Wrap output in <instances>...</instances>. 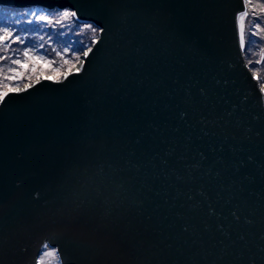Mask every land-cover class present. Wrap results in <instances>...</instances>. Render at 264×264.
I'll return each instance as SVG.
<instances>
[{"label":"water","instance_id":"95a60500","mask_svg":"<svg viewBox=\"0 0 264 264\" xmlns=\"http://www.w3.org/2000/svg\"><path fill=\"white\" fill-rule=\"evenodd\" d=\"M243 12L80 0L79 22L105 29L82 71L0 111V264H38L45 247L59 264H264V113Z\"/></svg>","mask_w":264,"mask_h":264},{"label":"rangeland","instance_id":"374dc122","mask_svg":"<svg viewBox=\"0 0 264 264\" xmlns=\"http://www.w3.org/2000/svg\"><path fill=\"white\" fill-rule=\"evenodd\" d=\"M264 4V0H251V4L245 7V12L248 15L243 20L244 26V34H245V48L243 49V54L245 57L246 54V63L251 72L255 73V79L257 80L258 84L264 83V12L260 10L259 7H256L253 10V6ZM37 11L38 14L47 15L50 19L55 21L58 19V13L62 11H49V12H42L39 8H33L30 10L25 11H16V10H7L0 7V27L7 26L10 31L14 34H20L22 36L27 37L31 41H35L37 45L43 44L44 48L39 49L37 51L42 53H50L51 59L55 60V64L53 67L61 69L62 74L56 75V77L50 78L53 80H59L64 74L69 72V68L71 65L64 64V60L68 59L75 62V56L80 54V50L86 51L92 44L94 40L98 37V32L93 33L92 30L87 27V25H92L89 23H79L74 20H67L64 21L60 25H53L45 26L42 22L36 21L35 17L32 16H25L26 12ZM254 17H258L262 23L261 27L257 29L254 23ZM32 20L33 23L29 24L28 21ZM241 20L239 23V31H240ZM94 26V25H93ZM39 28L40 31H26L28 29ZM51 32V39H49L48 33ZM255 33V35H252ZM43 35L44 40L40 41L39 36ZM13 49L18 50L17 45H12ZM51 49H55L62 53V56L57 57L56 52L52 51ZM247 52V53H246ZM0 54H3L0 51ZM21 59L23 57L21 56ZM249 60L251 63H249ZM261 61L257 63V61ZM8 61H4L3 64H8ZM77 64V63H76ZM13 67H16L13 65ZM40 69H42L45 73L51 77L52 73L51 70L48 68L47 65H39ZM74 67L71 68V70ZM4 75H11V73H7L6 68L3 72H0V91L4 90L5 85H9L12 87H24L25 84H31L33 81L37 80V76L39 79L43 76L39 75V72L33 74L31 71L25 72L24 77L22 79L16 80H4ZM29 77H32L29 80ZM52 252L55 253L54 257H49L46 253ZM59 264L57 254L53 248L45 247L42 253L39 255L38 264Z\"/></svg>","mask_w":264,"mask_h":264},{"label":"snow or ice","instance_id":"6c2138e0","mask_svg":"<svg viewBox=\"0 0 264 264\" xmlns=\"http://www.w3.org/2000/svg\"><path fill=\"white\" fill-rule=\"evenodd\" d=\"M34 6L37 8H51L54 12L57 9L63 8L62 12L58 13V19L53 21L49 18L47 15L38 14L37 11L32 12H26L24 15L35 17L36 21L42 22L45 26H51L53 23L56 25L62 24L64 21L67 20H74L79 21V6H80V0H33ZM249 4H251V0H244V6L247 7ZM256 7H259L262 12H264V4L261 5H255L253 6V10H255ZM75 9V10H73ZM248 15L247 12H243L240 16L241 25H240V31H239V40H238V46L243 51L245 48L246 42H245V34H244V26H243V20ZM29 24H32L33 21L29 20ZM254 23L255 27L259 29L261 27L262 21L258 17H254ZM93 33L100 32L104 33L105 29L103 28H97L93 25H87ZM26 31H40L39 28L34 29H28ZM49 39H51V32L48 33ZM252 35H255V33H252ZM39 40L43 41L44 36L40 35ZM99 43V41H93V44ZM17 45V49H13L12 45ZM37 48L43 49L44 45L39 44L35 41L29 40L27 37L22 36L20 34H14L12 31L9 30L7 26L0 27V51L3 52V54H0V72H3L6 68L7 73H11V75H4V80H16V79H22L24 77L25 72L31 71L33 74H36L39 72L40 76H43L44 79H50L55 78L56 75L62 74L61 69L53 67L55 64V60L49 58L50 53H42L37 51ZM52 51L56 52V56L60 57L62 56V53L59 51H56L55 49H51ZM93 49L91 47L88 48L87 51L80 50V54L75 56V62L81 64V68H77L76 72L79 74L82 71L84 61L87 60L90 53H92ZM21 56L23 59H21ZM81 56L84 57V61L81 60ZM4 61H8V64H3ZM261 61H257V63H260ZM76 63H73L72 61L65 59L64 64H69L71 67L69 68V74L71 73V68L76 67ZM249 63L251 61L249 60ZM16 66V67H13ZM39 65H47L48 68L51 70L52 76L50 77L48 73H45L42 69H40ZM255 75V73H254ZM32 77H29V80H31ZM64 79L67 80L68 76L64 75ZM37 83H39V76H37ZM31 87V84H25L24 88L21 89L20 87H12L9 85L4 86V90L0 91V111H3L4 108L8 107L11 103L14 102L15 96H12L11 99H9L10 94H19L22 91L27 90ZM201 94L205 95L206 93L201 90ZM259 99H260V105H261V112L264 113V83H261L259 85ZM247 102V98H245L244 103ZM239 106H237L238 108ZM180 120L182 122H187V112H181L180 113ZM198 123L205 124L206 121L204 118H201ZM201 132L203 135L207 136L208 133L201 129ZM223 151V149H220ZM203 155V154H201ZM219 175V173H217ZM202 196H206L205 193H201ZM189 199H192L191 196H189ZM206 203L208 208V215L209 216H216L217 213L215 212V209L213 208L212 204L208 202L206 197ZM233 217L237 222H239L240 217L236 215L235 212L232 213ZM247 223H251V221H247ZM218 231L221 232L222 235H227L228 239H230V234L224 233L223 225H218ZM187 227L184 228V231H187ZM243 239V237H241ZM49 257H54L55 253L48 252L46 253ZM41 264H43V261H41Z\"/></svg>","mask_w":264,"mask_h":264},{"label":"trees","instance_id":"16d2710c","mask_svg":"<svg viewBox=\"0 0 264 264\" xmlns=\"http://www.w3.org/2000/svg\"><path fill=\"white\" fill-rule=\"evenodd\" d=\"M0 7H1V6H0ZM1 8L7 9V10L25 11V10H30V9L37 8V7L28 8V9H25V10L11 9V8H5V7H1ZM40 10H41L42 12L53 11V10H46V9H44L43 7H41ZM57 11H62V10H57ZM78 22H79V21H78ZM79 23H81V22H79ZM243 52H244V51H243ZM246 53H247V52H246ZM244 58L246 59V54H245V57H244ZM245 61H246V60H245ZM246 64H247V63H246Z\"/></svg>","mask_w":264,"mask_h":264},{"label":"bare ground","instance_id":"6f19581e","mask_svg":"<svg viewBox=\"0 0 264 264\" xmlns=\"http://www.w3.org/2000/svg\"><path fill=\"white\" fill-rule=\"evenodd\" d=\"M81 60H82V58H81ZM82 61H83V60H82ZM78 66L80 67L81 64H80V63H77V64H76V67H74V69L76 70V69L78 68Z\"/></svg>","mask_w":264,"mask_h":264}]
</instances>
